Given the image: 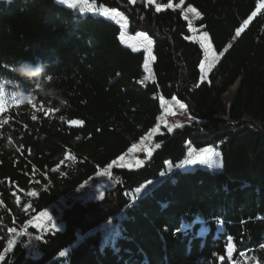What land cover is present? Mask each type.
<instances>
[{
    "label": "trees",
    "instance_id": "16d2710c",
    "mask_svg": "<svg viewBox=\"0 0 264 264\" xmlns=\"http://www.w3.org/2000/svg\"><path fill=\"white\" fill-rule=\"evenodd\" d=\"M84 1L117 11L129 35L152 41V77L146 51L125 45L100 14L0 0V255L17 238L0 264H264V0ZM181 3L198 11L215 51L227 49L202 81L203 52ZM37 58L65 104L16 75L19 60ZM21 88L35 107L15 103ZM172 99L189 123L161 127L141 167H114L102 198L66 199L161 125ZM209 146L221 169L177 167ZM61 199L62 230L31 225Z\"/></svg>",
    "mask_w": 264,
    "mask_h": 264
},
{
    "label": "rangeland",
    "instance_id": "374dc122",
    "mask_svg": "<svg viewBox=\"0 0 264 264\" xmlns=\"http://www.w3.org/2000/svg\"><path fill=\"white\" fill-rule=\"evenodd\" d=\"M59 4L65 5L68 8L74 10L76 9L78 13H85L88 10L92 11L94 14H100L104 19L112 21L113 23L117 24L120 28L122 29H127L128 28V20L120 13L117 11L109 10V9H100L97 10L93 6L88 5L84 0H57ZM130 2L133 4L135 0H130ZM80 5V6H78ZM173 8V6H171ZM189 8L193 7H185L184 3H181L179 6L176 7V9L180 10L182 12L183 18L187 21L189 25V31L191 34L190 40L199 44L200 48L202 49L203 52V61L202 64L204 65L205 71L201 70L202 76H201V81L204 80L211 69L214 67V65L217 63V61L221 58V56L224 54L223 53L218 54L211 42L210 36L207 34V38H204V32L202 28H198L196 26L197 22L201 19L200 14L197 15L198 11L196 12H191L188 11ZM164 8H160V10H163ZM195 9V8H194ZM121 38L124 41V44L131 47L134 50H144L147 53V60H146V67L148 71V79H151L152 77V66L154 63V57H153V43L149 45L147 43V40L144 39L143 36L140 34L137 36H131L128 34V32L122 31ZM149 39V38H148ZM234 42L231 41V44ZM206 48H210L209 52H205ZM228 48V47H227ZM215 56V59H214ZM209 64H211V68H209ZM201 69V67H200ZM182 104L180 101L177 99H172L170 102L166 103L164 105V110L163 114L161 117V125L155 127L157 131H152L149 135L145 136L141 143L137 146H135V150L133 151V147L129 149L127 154L124 155V160H116L115 164H111V167H108L106 170L95 176L92 180L89 182L85 183L83 186H81L78 190L73 192L71 195L68 196L66 199H72V200H85V201H90V200H97L99 199L100 193H103L113 187V183L111 180V171L114 167L116 166H121V167H126L129 169H135L139 168L141 166H138L136 161H142L144 165L145 162L149 159L150 156L147 155L149 151H151V155L154 151V148H152V139L153 137L160 131V128H166L169 130V128L175 130L177 125L183 126L184 124H187L190 122L187 111L185 106L181 107ZM1 114V112H0ZM180 126V127H181ZM205 150L208 152H215L218 153V156H214L213 159L221 162V154L220 150L215 148L214 146H209L204 148L203 150H193L190 149L189 152H192V155L190 158H187L186 161L188 160H193L195 162L191 164L185 163L183 165V168H194L196 166H203L205 168H210L212 170H219L222 168L220 167H210L206 163H200L199 162V157H202L203 155L206 154ZM144 154V156L142 155ZM105 173H110L109 175H105ZM66 199H61L59 200L58 203L54 204L47 210L43 211L47 212L52 219L48 220L47 217L42 216L41 213L32 221L31 225L36 227L37 229H56V230H62V224L58 222V218L60 215L63 213V211L66 208ZM12 243L11 248H9V244L7 247V250L3 254L5 257L9 251L12 250L14 244L17 242V238L14 240L10 241ZM33 248V247H32Z\"/></svg>",
    "mask_w": 264,
    "mask_h": 264
},
{
    "label": "clouds",
    "instance_id": "9594fccd",
    "mask_svg": "<svg viewBox=\"0 0 264 264\" xmlns=\"http://www.w3.org/2000/svg\"><path fill=\"white\" fill-rule=\"evenodd\" d=\"M16 75L22 81H28L33 84L39 96L49 99V102H58L60 105L66 103L59 89L52 85L53 76L48 71V65L39 60L21 59L14 65ZM19 97L24 103H28L30 97H33L31 91L20 89Z\"/></svg>",
    "mask_w": 264,
    "mask_h": 264
},
{
    "label": "snow or ice",
    "instance_id": "6c2138e0",
    "mask_svg": "<svg viewBox=\"0 0 264 264\" xmlns=\"http://www.w3.org/2000/svg\"><path fill=\"white\" fill-rule=\"evenodd\" d=\"M154 2H155V0H148V3H154ZM171 6H172V5L169 3V4H168V7H171ZM156 10L159 11V10H160V7L157 6V9H156ZM188 11L196 12V9H194V8H189ZM197 15H199V13H197ZM255 15H256V13L253 12V13H252V16H255ZM249 19H251V17H249ZM247 23H248V20H245V21H244V24H247ZM241 30H242V29H237L236 35H239ZM140 35L143 36L145 40H147V43H148L149 45H151L152 41H151L150 39H148V37H147L144 33H141ZM204 38H205V39L207 38V33L204 34ZM209 51H210V48H206V49H205V52H206V53L209 52ZM214 59H215V56H214ZM211 66H212V65L209 64V68H211ZM201 70H202V71H205V68H204V65H203V64H201ZM24 83L27 84V83H29V82H28V81H24ZM13 99H14V101H15V97H13ZM33 100H34V97H30L29 100H28V103H29V104H33ZM15 103H17V104H22V103H24V102H23L22 100H19V101H15ZM33 106L35 107L34 104H33ZM41 107L43 108V106H41ZM181 107H184V105H181ZM5 108H6V100H5V96H4V93H3L2 89H0V112H3V111L5 110ZM58 110H59V109H54V108L44 109L46 115H47V114H50V113H53V112H55V111H58ZM33 119H36V117L33 116ZM71 123H72V124H82L83 121L73 120V121H71ZM180 126H181V125H179V124L177 125V127H180ZM153 131H157V129H153ZM169 131H172V129L169 128ZM155 147H156V148H159V147H160V144H156ZM132 150H133V151L135 150V146H133V149H132ZM205 152H206L205 155H203L202 157H199V162H200V163H206V164H207L208 166H210V167H220V166H222V163H221V162H218V161H216V160L213 159L214 156H218V155H219L218 153H215V152H208L207 150H205ZM147 155H148V156H151V151H149V152L147 153ZM191 155H192V152H189V156H191ZM119 159H120L121 161L124 160V156H121ZM193 162H195V161H193V160H188V161L182 162L181 165H177V167H183V165H184L185 163H187V164H191V163H193ZM115 163H116V161H113V164H115ZM136 163H137L138 166H142V164H143V162H142V161H139V160L136 161ZM109 167H111V165H109ZM169 171H171V169H169ZM105 175H109V176H110V173H105ZM165 175H166L165 172H161V173H160V176H161V177H164ZM160 182H163V181H160ZM148 183L151 184L152 182L150 181V182H148ZM140 191H141V189H137V193H139ZM148 191H151V189L149 188ZM145 195H147V193H145ZM100 196H101V198H102L103 193H100ZM41 215L47 217L48 220H51V219H52V217H51L47 212L41 213ZM10 231H14V230H10ZM231 239H232V238L229 237V247H228V251H229V252L233 251V248H234V246L231 244ZM11 246H12V243L10 242V243H9V248H11ZM262 247H264V245H262ZM60 256H61V257L65 256V252H63V251L60 252ZM221 259H223V257H221ZM3 260H4V256H3V255H0V261H3Z\"/></svg>",
    "mask_w": 264,
    "mask_h": 264
},
{
    "label": "water",
    "instance_id": "95a60500",
    "mask_svg": "<svg viewBox=\"0 0 264 264\" xmlns=\"http://www.w3.org/2000/svg\"><path fill=\"white\" fill-rule=\"evenodd\" d=\"M178 10V9H177Z\"/></svg>",
    "mask_w": 264,
    "mask_h": 264
}]
</instances>
